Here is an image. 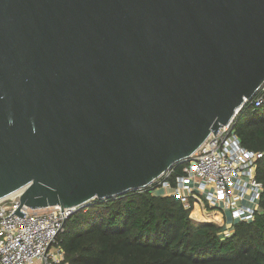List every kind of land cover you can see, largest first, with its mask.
I'll return each instance as SVG.
<instances>
[{"label":"water","instance_id":"1","mask_svg":"<svg viewBox=\"0 0 264 264\" xmlns=\"http://www.w3.org/2000/svg\"><path fill=\"white\" fill-rule=\"evenodd\" d=\"M264 84V0H0V200L143 188Z\"/></svg>","mask_w":264,"mask_h":264},{"label":"trees","instance_id":"2","mask_svg":"<svg viewBox=\"0 0 264 264\" xmlns=\"http://www.w3.org/2000/svg\"><path fill=\"white\" fill-rule=\"evenodd\" d=\"M233 128L246 148L264 153V102L245 104ZM257 178L264 184V156ZM260 207L224 237L215 224H195L175 197L132 190L76 211L59 242L70 264H264V192Z\"/></svg>","mask_w":264,"mask_h":264},{"label":"built area","instance_id":"3","mask_svg":"<svg viewBox=\"0 0 264 264\" xmlns=\"http://www.w3.org/2000/svg\"><path fill=\"white\" fill-rule=\"evenodd\" d=\"M263 102L264 84L246 104L258 107ZM234 119L211 133L189 158L137 191L175 197L190 210L193 222L215 224L224 237L234 230L224 215L235 223L254 221L264 192L257 178L264 153L242 144L233 128ZM89 204L33 209L21 204L19 193L0 200V264H70L59 236L66 220ZM195 212L198 216H193Z\"/></svg>","mask_w":264,"mask_h":264},{"label":"crops","instance_id":"4","mask_svg":"<svg viewBox=\"0 0 264 264\" xmlns=\"http://www.w3.org/2000/svg\"><path fill=\"white\" fill-rule=\"evenodd\" d=\"M224 217H225L224 220L226 219V222H227V223H229V224H234V223H235V222H233V220H232L230 217H228L227 215H226V216L224 215Z\"/></svg>","mask_w":264,"mask_h":264},{"label":"bare ground","instance_id":"5","mask_svg":"<svg viewBox=\"0 0 264 264\" xmlns=\"http://www.w3.org/2000/svg\"><path fill=\"white\" fill-rule=\"evenodd\" d=\"M74 207H76V206H74ZM193 216H198V215H197V212H195V213L193 214Z\"/></svg>","mask_w":264,"mask_h":264},{"label":"rangeland","instance_id":"6","mask_svg":"<svg viewBox=\"0 0 264 264\" xmlns=\"http://www.w3.org/2000/svg\"><path fill=\"white\" fill-rule=\"evenodd\" d=\"M90 203H92V201L90 202ZM195 224H198V222H194Z\"/></svg>","mask_w":264,"mask_h":264}]
</instances>
